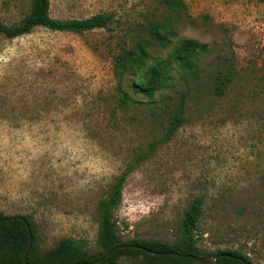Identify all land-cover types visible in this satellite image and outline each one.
I'll return each mask as SVG.
<instances>
[{
    "label": "rangeland",
    "instance_id": "rangeland-1",
    "mask_svg": "<svg viewBox=\"0 0 264 264\" xmlns=\"http://www.w3.org/2000/svg\"><path fill=\"white\" fill-rule=\"evenodd\" d=\"M30 1L0 0V21L20 22ZM49 2L56 19L109 12L113 21L0 35V212L32 216L39 254L71 237L95 255L98 202L132 166L114 209L123 241H177L202 196L200 255L238 250L264 264V0H183L190 19L123 75L115 57L167 16L162 0ZM184 39L198 44L191 70L169 56ZM165 60L160 88L130 86ZM174 114L182 120L170 129Z\"/></svg>",
    "mask_w": 264,
    "mask_h": 264
},
{
    "label": "trees",
    "instance_id": "trees-1",
    "mask_svg": "<svg viewBox=\"0 0 264 264\" xmlns=\"http://www.w3.org/2000/svg\"><path fill=\"white\" fill-rule=\"evenodd\" d=\"M166 5L168 13L161 21L148 23L146 37L141 36L135 49L131 48L126 53L115 57V71L119 75L126 73L134 65L141 66L144 62L145 49L161 48L168 37L173 34L171 25L180 21L184 17L190 19L187 6L183 0H162ZM49 0H31L29 12L20 22L5 24L0 21V35L6 38H15L29 33L33 28L41 26L57 31L84 32L92 29L108 28L113 21V16L109 12H101L82 19H56L50 16ZM198 44L194 40L184 39L170 53V58L181 63L182 67L193 69V60L189 58L197 48ZM167 68L166 60L156 66H150L140 83H131L130 86L141 91H153L160 88L165 81V71ZM221 83L217 84V89ZM120 102L124 103L129 99L128 94L118 89ZM162 101V100H161ZM183 103L181 104V106ZM182 117L174 114L170 121V129H174L181 123ZM122 173L111 186L105 197L98 202V229L97 245L101 251L95 255L88 254L84 250L81 240L71 237L63 238L58 244L44 254H39L36 248L37 229L31 215H4L0 212V219L11 217L9 221L0 222V264H25L23 254L27 244L28 231L23 217L29 226L32 236V244L27 254L29 264H74L77 262H92L103 257L113 247L125 244L123 248L116 249L112 254L100 263L116 264L121 255L137 258L141 257L136 264H200L191 259L180 258L177 255H153L135 247V245L145 247L158 252H177L201 256L198 247V235L196 233L197 223L202 213L203 197H196L185 211L180 226V238L173 243H165L156 240L134 238L123 241L117 233V220L114 216V209L121 201V188L125 181L128 170ZM229 253L234 256L249 258L238 250L218 249L210 252L212 255L217 253ZM207 256H210L207 254ZM251 262V261H250ZM99 264V263H98ZM215 264H246L232 257L217 259Z\"/></svg>",
    "mask_w": 264,
    "mask_h": 264
},
{
    "label": "water",
    "instance_id": "water-1",
    "mask_svg": "<svg viewBox=\"0 0 264 264\" xmlns=\"http://www.w3.org/2000/svg\"><path fill=\"white\" fill-rule=\"evenodd\" d=\"M11 219V217H6V218H1L0 219V222H5V221H9ZM21 220L24 221L25 223V226L27 228V231H28V238H27V244H26V247H25V250H24V254H23V262L25 264H29L27 262V254L30 250V247H31V244H32V236H31V232L29 230V226H28V223L27 221L23 218V217H20ZM126 245L125 244H120V245H117L115 247H113L112 249H110L103 257L97 259V260H94L92 262H77V263H74V264H98L100 262H102L105 258H107L110 254H112L116 249L118 248H123L125 247ZM136 248L138 249H141L149 254H153V255H177L178 257L180 258H184V259H191V260H194L200 264H215L217 259L219 258H223V257H232V258H236L237 260L239 261H242V262H245L246 264H253L252 262L248 261V260H245L243 257H240V256H234V255H231L229 253H217V254H214V255H210V256H207V257H204V256H195V255H192V254H184V253H177V252H158V251H152L150 249H147L145 247H142V246H138V245H135Z\"/></svg>",
    "mask_w": 264,
    "mask_h": 264
}]
</instances>
